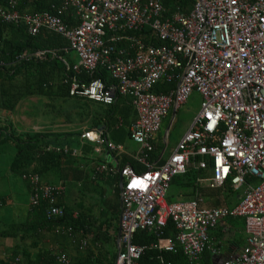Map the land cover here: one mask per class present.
<instances>
[{
  "label": "built area",
  "instance_id": "obj_1",
  "mask_svg": "<svg viewBox=\"0 0 264 264\" xmlns=\"http://www.w3.org/2000/svg\"><path fill=\"white\" fill-rule=\"evenodd\" d=\"M22 1L0 5V21L23 23L32 35L43 30L62 34L69 41L67 50L78 56L74 72L93 73L101 66L115 80L107 84L101 78L73 77L71 95L107 105L120 95L129 96L137 113L130 140L139 145L134 158L147 169L119 167L118 161L109 169L124 177L115 264H138L144 246L133 242L134 234L150 229L161 236L169 219L179 232L176 241L167 239L163 248L172 251L179 244L190 264H204L201 258L210 248L209 230L229 216L245 219L248 241L239 257L223 264H264V0H195L190 13L171 16L160 0H63L64 9L75 10L79 19L75 26L51 12H23ZM145 26L162 45L132 34ZM43 54H23L19 59ZM4 65L0 59V66ZM164 79L177 80L176 87L156 93L154 87ZM193 91L203 98L199 114L166 161L151 162L165 118ZM81 140L94 144L99 155L126 153L125 146L109 140L103 129L85 127ZM49 149L82 154L80 148L67 145ZM109 164L100 163L96 169L105 172ZM192 165L210 169L211 187L229 182L242 191L240 202L235 207L211 208L200 207L198 200L169 202L173 178ZM25 177L32 188L30 203L46 201L48 216L62 217L65 210L58 199L66 191L64 183H46L35 172ZM71 231V227L58 229ZM59 259L69 262L66 253Z\"/></svg>",
  "mask_w": 264,
  "mask_h": 264
},
{
  "label": "trees",
  "instance_id": "obj_2",
  "mask_svg": "<svg viewBox=\"0 0 264 264\" xmlns=\"http://www.w3.org/2000/svg\"><path fill=\"white\" fill-rule=\"evenodd\" d=\"M7 1L0 0V5L7 4ZM160 1L168 16L176 12L190 13L195 3V0ZM63 5V0H23L20 10L27 13L51 12L60 16L69 26L77 25L79 19L75 10H66ZM135 33L145 35L146 39L151 38L154 45L163 44V41L153 35L149 26L132 34ZM68 47V39L57 32L43 30L32 35L23 23L7 24L0 21V59L6 64L0 66V149L11 145L15 147L10 171L23 177L30 195L31 184L25 177L30 172L38 173L46 183L57 184V181H64V165L67 162H81L86 167L91 163L95 165L96 161L99 164L108 162L94 155V147L90 142H82L83 128L103 129L109 140L127 144L130 141V128L137 118L129 96L120 95L114 104L107 105L70 94L73 77L86 81L101 78L107 84H113L115 80L101 66L93 73L85 70L80 74L74 72L73 66L78 62V56L74 50H67ZM38 51H45V54L19 59L23 54L30 55ZM176 84L177 80L164 79L153 90L156 93H168ZM29 97L47 98L44 102L47 111L59 114L65 118L63 121L61 118L60 123L64 122L61 124L71 125L74 129H21L9 116ZM66 145L80 148L82 154L73 156L49 149ZM164 146L163 137L159 134L156 148L151 153V162H158L160 165L164 163V157H160ZM111 155L116 157L119 167L130 164L137 171L147 169L130 154ZM110 167L111 164L102 173L95 166L83 171H86L87 177V187L84 186L83 193L90 189L88 184L97 185L101 189L96 188L99 189V198L92 203L68 200L66 191L58 199V205L64 206L65 210L62 217L50 218L47 213L49 204L46 201L38 205L30 203L24 221L4 224L3 214L0 212V238L16 241L7 249V257L0 258V264H115L121 190L119 173L114 174L109 170ZM208 176V169H200L194 165L185 173L176 175L170 184L169 202L201 199L200 207L204 208L229 205L233 202L232 199H237L233 197L235 191L230 183L220 187L204 186L199 180ZM102 180L105 181L104 185L101 184ZM109 190L112 192L108 193ZM9 204L11 196H0V209ZM61 227H71L72 231L58 232ZM163 231L161 236L150 229H139L134 234L133 242L144 246L138 264H190L179 244L172 251L160 247V238L176 241L179 231L173 219H169ZM62 253L68 255V263L60 261Z\"/></svg>",
  "mask_w": 264,
  "mask_h": 264
},
{
  "label": "rangeland",
  "instance_id": "obj_3",
  "mask_svg": "<svg viewBox=\"0 0 264 264\" xmlns=\"http://www.w3.org/2000/svg\"><path fill=\"white\" fill-rule=\"evenodd\" d=\"M202 95L198 91H193L186 103H184L176 112L171 114L167 120H165L160 135L162 137L167 135L168 145L164 146V156L167 157L174 148L187 129L191 126L192 122L199 114L202 107ZM47 100L45 97H29L25 98L14 114L9 117L15 122L21 129H42L52 128L54 130H72L71 125H62L59 114L47 111L44 102ZM173 122V123H172ZM171 126V127H170ZM40 127V128H38ZM132 142V141H131ZM132 149L137 145L132 142ZM131 149L129 148L128 151ZM15 153V147L6 146L4 149H0V196H11V204L4 206L0 209L1 213H4L5 220L8 223L14 221H24L26 219L28 206L30 204V194L26 182L23 177L10 171V164ZM85 185L79 182H71L68 185L67 196L68 200L85 201L92 203L94 200H98L99 193L95 191L93 184H88L89 190L84 194L83 189ZM87 187V186H85ZM112 191L109 190L108 193ZM240 192H234V198H236ZM238 201L237 199H235ZM16 243L14 239H2L0 238V258H5L8 255L7 249Z\"/></svg>",
  "mask_w": 264,
  "mask_h": 264
},
{
  "label": "crops",
  "instance_id": "obj_4",
  "mask_svg": "<svg viewBox=\"0 0 264 264\" xmlns=\"http://www.w3.org/2000/svg\"><path fill=\"white\" fill-rule=\"evenodd\" d=\"M176 112H177L176 110L172 109L170 111L169 115L165 118V120L168 119V117L170 116L171 113L176 114ZM165 120H164V122H165ZM164 122H163V124H164ZM38 128H40V127H38ZM189 128L187 129V131L189 130ZM169 131H170V129L168 130L167 135L163 137L165 146L168 145ZM159 134H160V132L158 133V135ZM131 143L132 142L130 140L127 144H123V145L126 148V153L130 154L132 157H134V154L139 149V145L135 143L137 145V147L132 149ZM92 145L94 147V144H92ZM176 146L174 148H172L171 153L176 148ZM129 148L131 149L130 151H128ZM164 151H165V149H163L160 157L161 158L164 157V159H165L164 161H166V159L168 158V156L171 153H169V155L167 157H165ZM94 155L98 158L106 159L111 165H113V164L116 165L117 161H118V160H114L113 156L108 155V153H105L104 155H99V154L94 153ZM92 162H95V161H93V159H92ZM98 164L99 163L96 161L95 165H92V163H91L90 166L86 167V166H84V163H81V162H75V161L67 162L64 165V172H65L64 181H60V182L64 183V185L66 187V191H68V185L69 184L71 185V182H77V183L79 182L80 184L85 185L87 177H86V171L85 172H83V171L87 170L89 168H92L94 166L97 167ZM208 170H209V176L206 178H202L201 183L204 186L211 187L207 181V179L210 178V176H211V171H210V169H208ZM119 176H120V174H119ZM56 183L58 184V181ZM227 183H229V182H227ZM101 184L104 185L105 181L102 180ZM96 188H99V187H97V185H94L95 191L99 193L100 188L99 189H96ZM232 189L234 190L233 187H232ZM234 191L240 192V191H236V190H234ZM168 193H169V191H168ZM241 196H242V191H241V194H239L237 196L238 201H236L235 199H232L233 202H231L229 205H221V206H217V207H224V206L235 207L240 202ZM167 199H168V195H167ZM190 200H198L199 204L201 201V199H190ZM178 201H183V200H178ZM120 202H121V198H120ZM204 208H211V207H204ZM28 209H29V206H28ZM2 214H3L2 222L4 224H7L8 222H6V220H5V215H4V213H2ZM209 236H210V248L205 250V252L202 254V258H201L202 262L204 264H223L227 260L236 259L237 257H239L244 246L247 244V241H248V233L246 231L245 219L243 217H239V216L225 217L222 220H220L219 224L215 228H211L209 230ZM167 239H169V238L160 239V247L161 248H163V246H165ZM118 251H119V249H118Z\"/></svg>",
  "mask_w": 264,
  "mask_h": 264
},
{
  "label": "water",
  "instance_id": "obj_5",
  "mask_svg": "<svg viewBox=\"0 0 264 264\" xmlns=\"http://www.w3.org/2000/svg\"><path fill=\"white\" fill-rule=\"evenodd\" d=\"M123 181H124V177L122 176V174L120 175V188L122 189L123 187ZM120 236H121V231H120V227H119V232H118V243H119V239H120Z\"/></svg>",
  "mask_w": 264,
  "mask_h": 264
}]
</instances>
